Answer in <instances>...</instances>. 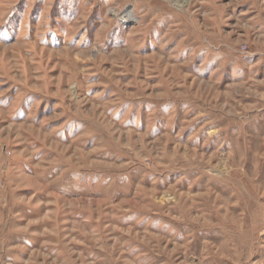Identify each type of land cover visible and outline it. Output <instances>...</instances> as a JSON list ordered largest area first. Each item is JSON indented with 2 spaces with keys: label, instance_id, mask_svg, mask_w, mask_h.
Returning <instances> with one entry per match:
<instances>
[{
  "label": "rangeland",
  "instance_id": "374dc122",
  "mask_svg": "<svg viewBox=\"0 0 264 264\" xmlns=\"http://www.w3.org/2000/svg\"><path fill=\"white\" fill-rule=\"evenodd\" d=\"M0 264H264V0H0Z\"/></svg>",
  "mask_w": 264,
  "mask_h": 264
},
{
  "label": "bare ground",
  "instance_id": "6f19581e",
  "mask_svg": "<svg viewBox=\"0 0 264 264\" xmlns=\"http://www.w3.org/2000/svg\"><path fill=\"white\" fill-rule=\"evenodd\" d=\"M122 19H123L124 21H126V20H132V19H131V13H130L129 10L126 11V12L122 15Z\"/></svg>",
  "mask_w": 264,
  "mask_h": 264
}]
</instances>
